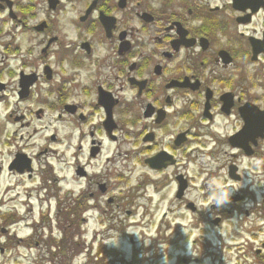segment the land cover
I'll list each match as a JSON object with an SVG mask.
<instances>
[{
    "label": "flooded vegetation",
    "instance_id": "flooded-vegetation-1",
    "mask_svg": "<svg viewBox=\"0 0 264 264\" xmlns=\"http://www.w3.org/2000/svg\"><path fill=\"white\" fill-rule=\"evenodd\" d=\"M3 180L0 264H264V0H0Z\"/></svg>",
    "mask_w": 264,
    "mask_h": 264
},
{
    "label": "rangeland",
    "instance_id": "rangeland-1",
    "mask_svg": "<svg viewBox=\"0 0 264 264\" xmlns=\"http://www.w3.org/2000/svg\"><path fill=\"white\" fill-rule=\"evenodd\" d=\"M36 150H37V149H36ZM35 152H36V151H35ZM135 173H136L137 175H139V176H141V175L143 174V173L141 172V170L138 169V168H136ZM10 182L13 183L14 181H13V180H10ZM6 183H7V182H4V180H3V181H2V184H0L1 188H2V187H5V186H6ZM166 192H167V189L164 190V193H166ZM154 201H155V202L158 201L157 198H155ZM165 205H167V199H166V201H165L164 203H162V204L160 205V207H159V209L156 211V213H154L155 219H156V221H157L156 224H159L160 221H162L163 217H165V216H164V213H165V211H166V206H165ZM140 234H141V233H139V231L136 232V235H134V238H135V239H138V237H139ZM10 264H12V263H10ZM23 264H28V263H23Z\"/></svg>",
    "mask_w": 264,
    "mask_h": 264
},
{
    "label": "water",
    "instance_id": "water-1",
    "mask_svg": "<svg viewBox=\"0 0 264 264\" xmlns=\"http://www.w3.org/2000/svg\"><path fill=\"white\" fill-rule=\"evenodd\" d=\"M166 160H167V154H162V155L155 157L154 159L149 160L148 164L152 168L161 169L164 167V165H162V163Z\"/></svg>",
    "mask_w": 264,
    "mask_h": 264
},
{
    "label": "clouds",
    "instance_id": "clouds-1",
    "mask_svg": "<svg viewBox=\"0 0 264 264\" xmlns=\"http://www.w3.org/2000/svg\"><path fill=\"white\" fill-rule=\"evenodd\" d=\"M232 192H225L222 196L216 201L218 206L224 205L229 202L230 196Z\"/></svg>",
    "mask_w": 264,
    "mask_h": 264
}]
</instances>
